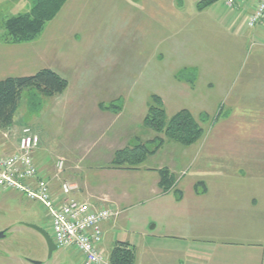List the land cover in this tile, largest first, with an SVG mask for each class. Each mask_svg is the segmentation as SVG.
I'll return each instance as SVG.
<instances>
[{"label":"rangeland","instance_id":"rangeland-1","mask_svg":"<svg viewBox=\"0 0 264 264\" xmlns=\"http://www.w3.org/2000/svg\"><path fill=\"white\" fill-rule=\"evenodd\" d=\"M197 1L201 0H67L36 39L19 45L3 43L2 23L28 12L31 0H0V51L9 62L14 59L13 76L49 69L68 82L63 95L43 97L33 112L30 98L36 92L25 91L13 124L0 128V150L13 147L19 132L31 127L50 152L48 167L55 170L59 159L65 160L67 180L72 163L59 158H67V149L92 147L84 163L88 168L102 155L113 156L138 139L153 140L156 134L142 124L152 97L158 96L169 119L188 110L201 123L204 135L190 147L166 141L134 174H125L123 183L152 179L148 171L153 168H185L184 181L193 179L197 192L209 190L203 200L208 205L230 177L264 182V50L253 43L254 28L242 21L231 25L238 16L222 0L215 3L212 14L194 19ZM173 5L179 10H170ZM112 102L122 107L120 119L115 122L108 113L109 118L100 119L99 104ZM88 176L99 180L95 172ZM214 203L217 225L260 224L264 237V201L245 218L229 215L223 202ZM142 212L120 210L116 219ZM21 222L53 235L40 203L18 191L0 193V230L11 229L12 234L11 240L0 239V264H30L26 258L40 264H82L81 253L73 249H56L49 257L43 237ZM124 235L120 231L118 238ZM116 244L107 243L108 255Z\"/></svg>","mask_w":264,"mask_h":264},{"label":"crops","instance_id":"crops-1","mask_svg":"<svg viewBox=\"0 0 264 264\" xmlns=\"http://www.w3.org/2000/svg\"><path fill=\"white\" fill-rule=\"evenodd\" d=\"M198 2L200 1L195 2L193 6L194 19L203 14H212L210 12L215 3L200 11L197 8ZM173 6H170V10H179H176L177 6ZM253 8V2L249 0H240L234 8H228L238 16L233 17L231 25L242 21L247 27V20ZM229 15L226 19L230 18ZM251 36L253 43L264 50V22L253 29ZM1 54L0 51V80L17 74V67L12 64L14 59L11 57L9 62V56ZM121 111L117 114L101 111L103 116L100 119L109 118L108 113L116 122L120 119ZM88 130L92 132L94 128ZM42 143L41 141V146L36 152V160L40 168L47 170L52 176L54 169L48 167L50 152ZM92 149H82L78 146L67 149V158L59 156L70 160L73 166L70 168L72 173L68 171L65 177L76 186L72 197L97 206L108 203L109 206L124 212L129 209L133 211L135 208L143 210L141 214H133L131 217L120 214L117 219L105 224L104 247L109 242L128 243L135 249V264H264V237L260 224L246 225L245 221H241L238 225L230 224L231 227L219 226L216 222L218 218L214 215V212H217L214 202L219 201L229 210V215L237 214L245 218L256 213L258 203L264 201L263 181L255 178L228 177V180L223 181L219 194L212 195L214 201L207 202L206 205L203 200L208 197L209 190L205 188L204 192H197L193 179L184 181L185 168L179 170L177 166H168L175 176L179 172L182 177L177 175L174 189L165 193L159 187L160 168L149 169L148 174H152V179L142 178L137 183L133 179L130 183L122 182L125 174L131 176L127 174H134L135 170L109 168L113 156L102 155L98 158L99 161H92L93 165L87 168L84 163L90 157ZM105 151L106 149L102 150V153L107 154ZM189 168H193V163ZM232 168L233 165L230 166V169ZM89 172H95L99 180H91ZM92 176L94 177L93 173ZM127 206L128 208H125ZM120 231L126 233L123 239L118 238Z\"/></svg>","mask_w":264,"mask_h":264},{"label":"trees","instance_id":"trees-1","mask_svg":"<svg viewBox=\"0 0 264 264\" xmlns=\"http://www.w3.org/2000/svg\"><path fill=\"white\" fill-rule=\"evenodd\" d=\"M219 0H201L197 8L204 10ZM67 0H31V9L17 16L7 18L2 24V35L5 44H24L36 39L61 10ZM68 82L57 73L43 69L31 76L7 77L0 81V128H9L20 109L22 94L27 90H35L30 98L31 111L42 105L43 97H59L67 90ZM101 111L119 113L122 107L117 103L99 104ZM143 128L156 134L153 140L141 141L117 150L109 168L118 170H138L150 157L154 156L166 141H173L182 146L190 147L201 140L204 128L188 111L182 110L167 117L164 104L160 97L153 96L148 113L143 120ZM154 149L150 146L155 145ZM159 187L167 193L174 189L176 176L168 167L158 169ZM175 193L177 191H174ZM111 264H135V249L128 243L118 242L109 255Z\"/></svg>","mask_w":264,"mask_h":264},{"label":"built area","instance_id":"built-area-1","mask_svg":"<svg viewBox=\"0 0 264 264\" xmlns=\"http://www.w3.org/2000/svg\"><path fill=\"white\" fill-rule=\"evenodd\" d=\"M234 8L240 0H222ZM254 8L247 20L253 29L264 22V0H249ZM41 138L24 127L8 150H0V193L18 191L40 203L52 223V240L58 249L80 252L82 264H111L104 247V225L119 215L112 206H97L73 198L75 184L63 178L65 160L59 159L54 173L40 168L36 152Z\"/></svg>","mask_w":264,"mask_h":264},{"label":"flooded vegetation","instance_id":"flooded-vegetation-1","mask_svg":"<svg viewBox=\"0 0 264 264\" xmlns=\"http://www.w3.org/2000/svg\"><path fill=\"white\" fill-rule=\"evenodd\" d=\"M20 225L22 226V227H25V228H27V229H30V230H33V231H36L37 233H39L42 237H43V239H44V241L46 242V240H45V238H44V235L41 233V232H39V230H38V228H41L42 230H44L45 231V233H47V235H49V233L44 229V228H42V227H40V226H37V225H35V224H32V223H30V222H21L20 223ZM11 229H2V230H0V239H10L11 240ZM50 236V235H49ZM51 237V236H50ZM51 239H52V237H51ZM15 241V240H14ZM46 245H47V242H46ZM47 247H48V245H47ZM56 249H58V248H56ZM48 251H49V249H48ZM26 261H28L30 264H36V263H34L32 260H29V259H25Z\"/></svg>","mask_w":264,"mask_h":264},{"label":"water","instance_id":"water-1","mask_svg":"<svg viewBox=\"0 0 264 264\" xmlns=\"http://www.w3.org/2000/svg\"><path fill=\"white\" fill-rule=\"evenodd\" d=\"M38 230L44 235V238L47 242L48 249H49V257H52L53 253L56 250V246L54 245L53 240L51 239L49 235H47V233H45L44 230H42L41 228H38ZM36 264H40V263H36Z\"/></svg>","mask_w":264,"mask_h":264}]
</instances>
